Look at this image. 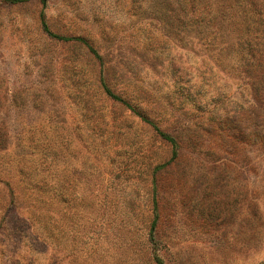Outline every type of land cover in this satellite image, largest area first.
<instances>
[{
	"label": "rangeland",
	"instance_id": "374dc122",
	"mask_svg": "<svg viewBox=\"0 0 264 264\" xmlns=\"http://www.w3.org/2000/svg\"><path fill=\"white\" fill-rule=\"evenodd\" d=\"M203 2L0 0V264H264V81Z\"/></svg>",
	"mask_w": 264,
	"mask_h": 264
},
{
	"label": "trees",
	"instance_id": "16d2710c",
	"mask_svg": "<svg viewBox=\"0 0 264 264\" xmlns=\"http://www.w3.org/2000/svg\"><path fill=\"white\" fill-rule=\"evenodd\" d=\"M237 1L240 0H234L232 5L229 0H211V2L204 0L203 3L205 4L202 8H200V11L196 16V22H191V24L210 26V36L211 39L215 40V42L219 40L222 42L226 41V43L229 44L230 40H232L231 42H235L238 45L239 50L245 48L247 61L252 69L254 79L264 81V10L258 7L259 2L257 0H245L242 3L239 2L236 6ZM182 10H184V8ZM252 11H255V14L252 13ZM42 17L43 27L50 35L64 40L78 39L83 41L84 44L87 45L90 52L96 57L100 58L96 48L89 44L86 39L81 37L77 38L76 36L56 34L49 29L44 14H42ZM190 21L191 18L187 13H185L183 19H179V27L186 29L189 25H191ZM259 24H262V28L259 26ZM236 53L239 55L242 54L241 51H237ZM102 86L110 97L126 105L135 113L143 117L145 121L151 123L156 132L162 138L171 143V145L174 147V154H176L178 142L173 135L162 130L149 118L141 114L139 110L132 106L127 100L115 93L103 79ZM261 140L264 144V134L262 135ZM155 222L156 219H154L152 223V229L155 227ZM156 261L157 264H163V260L159 255H156Z\"/></svg>",
	"mask_w": 264,
	"mask_h": 264
}]
</instances>
